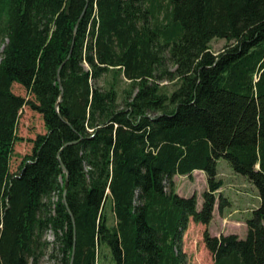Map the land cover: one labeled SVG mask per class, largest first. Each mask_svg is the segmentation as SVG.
Listing matches in <instances>:
<instances>
[{
  "label": "trees",
  "instance_id": "obj_1",
  "mask_svg": "<svg viewBox=\"0 0 264 264\" xmlns=\"http://www.w3.org/2000/svg\"><path fill=\"white\" fill-rule=\"evenodd\" d=\"M24 107L45 133L12 173ZM220 160L258 205L245 238L205 230L204 246L264 264V0H0V264L50 246L55 264H187L189 221L229 204ZM194 171L199 209L174 188Z\"/></svg>",
  "mask_w": 264,
  "mask_h": 264
},
{
  "label": "rangeland",
  "instance_id": "obj_2",
  "mask_svg": "<svg viewBox=\"0 0 264 264\" xmlns=\"http://www.w3.org/2000/svg\"><path fill=\"white\" fill-rule=\"evenodd\" d=\"M225 45L224 40H213L210 43L211 51L218 53ZM172 69L173 67L170 66ZM162 84L171 88L169 82L163 81ZM103 85V80L99 81ZM125 86L122 84L121 87ZM16 95L26 97L24 89L14 84L12 87ZM17 136L22 139L16 143L14 154L11 159V172L15 173L25 155L30 154L32 143L37 135L44 134L45 128L41 116L24 107L17 126ZM218 179L223 181V187L219 190L220 197H224L228 206L219 209L217 203L214 208V217L208 226L193 223L189 221L188 227L183 235L182 250L187 256V264H212V258L206 250L203 243V232L208 230L213 236L221 234H236L239 238L246 236V219L249 218L251 210L258 205L257 189L244 177L235 174L224 160L218 161ZM174 188L180 196L188 197L195 195L197 198V208H200L202 193L206 190L205 175L201 172L192 173L191 177L176 176L174 177ZM46 239L53 242V236L47 233ZM106 253V251H103ZM52 246L47 250L46 255L41 259V264H55L50 255ZM101 263L107 264V260H100Z\"/></svg>",
  "mask_w": 264,
  "mask_h": 264
},
{
  "label": "water",
  "instance_id": "obj_3",
  "mask_svg": "<svg viewBox=\"0 0 264 264\" xmlns=\"http://www.w3.org/2000/svg\"><path fill=\"white\" fill-rule=\"evenodd\" d=\"M66 190H67V183H66L65 188H64L63 196H65V194H66Z\"/></svg>",
  "mask_w": 264,
  "mask_h": 264
},
{
  "label": "crops",
  "instance_id": "obj_4",
  "mask_svg": "<svg viewBox=\"0 0 264 264\" xmlns=\"http://www.w3.org/2000/svg\"><path fill=\"white\" fill-rule=\"evenodd\" d=\"M194 172H200V171H194ZM194 172H193V173H194ZM201 173H202V172H201Z\"/></svg>",
  "mask_w": 264,
  "mask_h": 264
}]
</instances>
